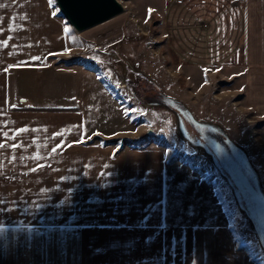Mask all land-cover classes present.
<instances>
[{"label": "crops", "instance_id": "0c3cea01", "mask_svg": "<svg viewBox=\"0 0 264 264\" xmlns=\"http://www.w3.org/2000/svg\"><path fill=\"white\" fill-rule=\"evenodd\" d=\"M0 5V264H251L191 169L160 148L97 142L112 134L89 119L111 94L53 63L71 31L52 0ZM161 7L171 60L241 69L244 103L264 119V0Z\"/></svg>", "mask_w": 264, "mask_h": 264}, {"label": "rangeland", "instance_id": "374dc122", "mask_svg": "<svg viewBox=\"0 0 264 264\" xmlns=\"http://www.w3.org/2000/svg\"><path fill=\"white\" fill-rule=\"evenodd\" d=\"M119 1L122 14L77 32L52 0L71 31L67 55L53 63L92 72L111 94V101L89 119L112 134L97 142L119 149L160 148L169 161L187 166L216 191L251 264H264V245L243 194L232 187L226 158L211 146L216 143L230 157H239L244 175L264 197V119L244 103V72L175 64L161 31V0ZM186 109L211 127L192 123Z\"/></svg>", "mask_w": 264, "mask_h": 264}, {"label": "water", "instance_id": "95a60500", "mask_svg": "<svg viewBox=\"0 0 264 264\" xmlns=\"http://www.w3.org/2000/svg\"><path fill=\"white\" fill-rule=\"evenodd\" d=\"M61 14L67 19L69 24L77 31L83 32L104 22H107L124 12V6L119 0H55ZM173 103L172 100H170ZM186 116L195 125L206 128L209 126H200L186 109ZM186 137V136H185ZM187 138V137H186ZM212 148L218 155L226 158L227 164L224 168L229 177L239 190L242 198L245 199L249 217L256 223L258 233L264 245V197L255 186L249 183V179L244 175L240 167L239 157L236 159L230 157L226 151L218 144L211 143ZM226 177V176H225ZM227 178V177H226ZM244 196V197H243Z\"/></svg>", "mask_w": 264, "mask_h": 264}, {"label": "bare ground", "instance_id": "6f19581e", "mask_svg": "<svg viewBox=\"0 0 264 264\" xmlns=\"http://www.w3.org/2000/svg\"><path fill=\"white\" fill-rule=\"evenodd\" d=\"M190 113L192 114V116L194 117V121H196V123H198V125H200V126H209L210 125L206 122L198 121L191 111H190Z\"/></svg>", "mask_w": 264, "mask_h": 264}, {"label": "snow or ice", "instance_id": "6c2138e0", "mask_svg": "<svg viewBox=\"0 0 264 264\" xmlns=\"http://www.w3.org/2000/svg\"><path fill=\"white\" fill-rule=\"evenodd\" d=\"M0 7H3V5H0Z\"/></svg>", "mask_w": 264, "mask_h": 264}]
</instances>
